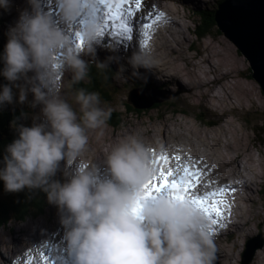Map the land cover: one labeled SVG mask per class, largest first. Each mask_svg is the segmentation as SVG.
<instances>
[{
  "label": "rangeland",
  "instance_id": "rangeland-1",
  "mask_svg": "<svg viewBox=\"0 0 264 264\" xmlns=\"http://www.w3.org/2000/svg\"><path fill=\"white\" fill-rule=\"evenodd\" d=\"M132 1L135 7V0ZM223 1L189 0L190 3L184 4V2L179 3L178 0H155V2L142 0L141 13L151 11L159 13L160 9L165 7L174 10L173 13L166 14L162 9L161 12L166 14L165 19L160 21L162 27L151 32L156 34L154 36L156 45L159 44L164 49V46L169 44V49L168 47L164 49L167 54L171 53L172 49H176L175 54L170 55L172 63L169 66L174 78L160 75L152 71L153 69L151 72H146L141 68L140 72L147 77L145 83L143 78L132 75V69L126 62L132 52L140 48L138 42L136 46L135 41L134 47L129 49L126 55L124 48L128 40L124 34H117L116 30L109 26L104 29L102 35L97 36L98 42L104 41L97 43L96 56H85L84 59L88 63L91 61L107 63L114 74L111 75L107 69H99L93 63L89 65L88 78L76 85L87 91L99 92L101 107L119 114L101 128L88 132L89 142L83 159L101 163L113 144L135 136L143 140L144 144L151 146L153 159L161 155L169 157L168 164L164 165L165 171L179 164L210 176L211 182H207L212 186L210 184L201 186L210 191H218L225 184L223 172L217 169L219 162L229 163V168L235 172L232 177L234 184L240 183L236 176L241 173L245 179L250 180L249 191L246 188L239 190L240 193L236 195L231 207L228 201L223 202L220 196L217 197L222 201L220 208L225 206L230 210L233 222L238 225L236 224L237 227L234 229L230 228L227 225L230 220L222 223L221 217L215 227L211 226L217 248V259L214 264H264V95L258 82L248 73L246 58L237 51L235 44L219 30L217 25L212 26L209 33L201 38H196L193 34V24L198 19L197 13L204 11L213 14L218 9V4ZM11 3L12 7L9 11L0 8V34L6 40L9 25L15 23L19 10L27 6L26 0H11ZM157 3L162 7H155ZM45 5L49 13L53 14L51 10L55 8L54 3L45 0ZM126 7H130V4ZM171 18H174L178 25ZM170 20L174 24L169 23ZM73 31L75 32V29ZM141 33L143 31H140ZM105 35L112 38L119 47L110 43ZM171 36H175L174 41ZM73 42L76 43L75 35ZM3 45L0 39V55L4 51ZM121 65L127 70L119 71ZM3 67V61L0 60V71ZM99 70L105 71L108 79ZM28 75L31 76L33 73L30 72ZM196 77L202 79L201 85L195 84ZM61 79L64 84L65 99L78 111L73 98V85L70 84V73H63ZM81 83H84V87ZM5 84H9V81L0 75V91ZM150 87L153 89L150 90ZM131 90L141 91L144 98L135 97L136 94L129 97L128 91ZM144 91H149L148 96ZM13 93V103L0 105V111L12 110L7 114H11L9 117H0V167L4 166L5 149L12 142L10 138H18V126L23 124L24 119L33 124V117L39 114L41 107L30 106L33 100L31 92L28 93L27 101L24 103L19 102L17 87H13ZM171 103L174 105L171 106ZM126 107L130 109H125ZM138 108L140 111L142 108L145 110L140 112ZM178 108L182 109L178 110ZM15 109H21L22 112L16 127H13ZM173 109L177 111L172 112ZM198 110H202L205 114L201 121L196 120L193 115ZM166 139L168 142L165 144ZM155 141L164 144L160 151L154 147ZM173 143L176 146H172ZM194 145L197 147L198 156L189 154ZM208 153L218 154L208 156ZM176 157H179V160ZM65 164V161L60 162V168L53 177L55 180L59 178L61 183L67 179L62 172L65 171ZM161 165L163 161L155 164L158 173ZM209 166L213 168V173ZM73 167L75 164L68 166L69 169ZM25 192H29V197H33L34 203H26L21 199L22 205L15 206L13 200L16 198L19 200V196L22 195L26 198ZM202 192L204 194L208 191L202 190ZM3 195L6 201L8 198L12 199L8 209L10 208V211L16 209L17 217L11 216L7 224L0 226V264L4 261L11 262L17 251L16 245L20 249L22 246L32 247L38 238L51 241L70 252L65 238L66 229L61 223L62 213L56 205L48 202L45 192L40 189L6 192L4 181L0 180V198H3ZM224 223L226 227L220 228V224L224 225ZM43 252L49 254L50 249L45 248ZM218 253L223 255V259ZM49 255L51 258H57V254H54L56 257L53 254ZM61 264L70 263H65L63 260Z\"/></svg>",
  "mask_w": 264,
  "mask_h": 264
},
{
  "label": "clouds",
  "instance_id": "clouds-1",
  "mask_svg": "<svg viewBox=\"0 0 264 264\" xmlns=\"http://www.w3.org/2000/svg\"><path fill=\"white\" fill-rule=\"evenodd\" d=\"M26 3L9 25L0 55V75L9 81L0 91V105L13 103L17 87L20 103L31 92L30 106L41 107L32 126L19 125L18 138L6 146L0 167L5 191L46 193L62 213L75 264H214L217 248L201 210L167 191L145 198L158 174L151 146L130 136L113 144L101 163L83 159L88 132L104 126L111 111L101 107L99 92L84 88L74 92V109L63 95L61 77L70 73L73 86L88 78L84 57L96 56L100 27L91 15L96 0H54L58 15L49 13L45 0ZM11 7V0H0V8ZM74 29L82 47L73 42ZM155 63L150 48L140 47L127 58L132 75L145 83L140 69L151 72ZM126 70L121 65L119 71ZM61 161L66 162L63 183L53 179Z\"/></svg>",
  "mask_w": 264,
  "mask_h": 264
},
{
  "label": "bare ground",
  "instance_id": "bare-ground-1",
  "mask_svg": "<svg viewBox=\"0 0 264 264\" xmlns=\"http://www.w3.org/2000/svg\"><path fill=\"white\" fill-rule=\"evenodd\" d=\"M153 2H155V0H152ZM179 3H182L184 2H187V3H190L189 0H178ZM199 2V0H197ZM52 3H54V0H51ZM133 1L131 0L130 2V7H132L134 9V15L132 17L129 18V24H130V27H132V33H131V39H129L126 35V47L124 48L125 51L124 53L127 54L128 50L129 49H132L135 45V41H136V46H137V42H138V45H140V47H144V48H150L152 50V53H153V58L155 60V67H153L152 71H156L157 73H159L160 75H166V76H169V77H173L172 75V70L171 68L169 67L172 63V59L170 57V55H174L175 52H176V49H172V52L167 54V52H165V48L168 47L169 44H166L164 46V49L162 47H160V45H156L155 42H154V36H156V34H152L151 32L154 30V29H157L159 27H162V24L160 23V21L162 20H159L157 21L156 20V16L162 11V9H164V12L166 14H168L169 12L170 13H173L174 10L170 9V8H161L159 13H154V12H144V13H141V10L142 8H139V9H136L134 6H133ZM147 6V5H146ZM152 6V5H151ZM161 6L160 4H156L155 7H159ZM47 7V6H46ZM101 9H102V6H100ZM148 7V6H147ZM162 7V6H161ZM55 8H53L51 11H53V14L54 15H58V13H56V10ZM155 11V10H154ZM156 12V11H155ZM151 14V15H149ZM165 14V15H166ZM98 16L99 15H102V12L101 13H98L97 14ZM154 17V18H153ZM175 24H177L178 22H176V20L174 18H171ZM172 20L168 21L169 23H172ZM167 22V21H166ZM144 23H152V27L149 28V29H144L143 27V24ZM165 23V22H164ZM168 23V24H169ZM174 24V23H172ZM178 25V24H177ZM169 26V25H168ZM140 31H143V33L140 34ZM145 31H147L148 33V36L147 38L145 37L144 33ZM174 32V31H173ZM161 33V32H160ZM175 33V32H174ZM115 34V33H113ZM159 34V33H158ZM178 34V33H177ZM164 35V34H163ZM167 36V35H166ZM170 36V35H169ZM104 37H108V39L111 41L110 43H114L113 42V39L110 38L108 35H105ZM150 38V39H149ZM171 38L173 39V41L175 40V36H171ZM147 39V42H149V44H146L144 45L143 44V41ZM132 40V41H131ZM167 42V41H166ZM169 42V41H168ZM117 47H119L117 45V43L115 42L114 43ZM151 44V45H150ZM172 45V44H171ZM180 45V44H179ZM172 48V47H171ZM169 49V47H168ZM164 50V51H163ZM164 60V61H163ZM127 62V60H126ZM143 72V71H142ZM164 72V73H163ZM174 73V72H173ZM203 73H205L203 71ZM206 74V73H205ZM203 75V74H202ZM176 76V75H175ZM199 76V75H198ZM200 77V76H199ZM199 77H196L197 78V81L195 84L197 85H201V83L203 82L201 78ZM146 130V129H145ZM164 130V129H163ZM144 138V137H143ZM150 138V137H149ZM151 140V138H150ZM143 141V140H142ZM148 141V140H146ZM155 148H157L159 151L161 150V147L164 145H161L160 144V141H155ZM165 144L168 142L167 139L166 141H164ZM153 143V142H152ZM172 146H176L173 144H171ZM153 147V148H154ZM192 151L189 153L190 156H198V152H197V147L194 145L192 148ZM165 153V152H164ZM169 153V152H168ZM177 153V152H176ZM209 155L208 156H217L218 153H215V155H210L212 153H208ZM159 155V154H158ZM206 156V155H205ZM231 162V161H229ZM191 165V164H190ZM204 165V164H203ZM189 166V165H188ZM191 167V166H190ZM239 167V166H238ZM211 172L213 173V168H211L210 166L208 167ZM207 169V168H206ZM217 169L221 172H223V178H224V181H225V184L221 187H226L227 186V189H233L234 188V191H231V190H226L224 192V194L222 196H220V198L222 199L223 202H227L228 201V204L229 206L231 207V205L233 204L234 202V199L236 197L237 194H239V190H243V188H246L248 189L249 191V183H250V180L245 179V177H243V175L241 173H238L236 178L240 181L239 184L235 185L234 184V179H232L233 175H235V172L234 170L230 169L229 168V163H224V162H219V165L217 166ZM235 169V168H234ZM103 170V168H102ZM215 170V169H214ZM238 170V169H237ZM221 175V174H220ZM199 181H210L211 182V178L210 176H205L203 175L202 173H200V176L197 178ZM223 181V180H222ZM222 185V184H221ZM220 186V185H219ZM197 196H202L203 195V192L202 190L198 191L197 190ZM229 208V207H228ZM223 210L222 212V223L227 221V220H230V222L227 224L230 228L233 227L236 228L238 223H234L233 222V219L231 218V215L232 213L230 212V210H228L225 206L221 208ZM230 209V208H229ZM232 224V225H231ZM237 224V225H236ZM214 226V225H212ZM221 226L226 227V224L224 223V225L220 224V228ZM215 227V226H214ZM32 244V243H31ZM23 245V243H22ZM66 246V245H65ZM13 247V246H12ZM16 248H17V251L15 252L14 249H13V252L14 255L13 257L11 258L12 260H10L12 262V264H20V262H22V264H61V262L64 260L65 263H70V264H75V257L72 253L70 252H67L65 249H63L62 247H59V246H56L55 244H53V242L51 243V241H47L43 238H38L34 244L32 245V247H23L22 246V249H20V247H18L16 245ZM27 248V249H26ZM45 248H48L50 249V252L49 254H57V258H51L49 254H46L44 253V249ZM20 249V250H19ZM19 250V251H18ZM21 250L23 252H21ZM38 253V255H37ZM219 254V253H218ZM220 257L223 259V255L222 254H219ZM54 256V257H56ZM225 256V255H224ZM9 257V256H8ZM36 258V259H35ZM54 259V260H52ZM11 262L9 261H4L2 264H11Z\"/></svg>",
  "mask_w": 264,
  "mask_h": 264
},
{
  "label": "snow or ice",
  "instance_id": "snow-or-ice-1",
  "mask_svg": "<svg viewBox=\"0 0 264 264\" xmlns=\"http://www.w3.org/2000/svg\"><path fill=\"white\" fill-rule=\"evenodd\" d=\"M131 0H96L97 7L91 10V15L98 18L100 21V27L98 35L104 33V29L111 26L116 30L117 34H124L131 39L132 27L129 25V18L134 15V9L132 7H126L129 5ZM142 0H135V8L139 9ZM102 6V9L101 7ZM102 15H97L101 13ZM151 15V14H149ZM165 14L160 12L156 16V20H162ZM144 29L152 27V23H144ZM75 41L78 47L83 46V40L79 31L75 32ZM145 37L147 38L148 33L145 31ZM143 44H147V39L143 41ZM179 160V157H176ZM163 161L159 169L157 176L147 186L145 198H155V194L167 191L170 195L187 200L190 204L201 210L210 221V231L212 232V225L218 224L222 217L223 210L220 208L222 201L217 199L218 196H222L226 190L234 191V189H227L226 187L220 188L218 191H210L203 194V196L192 195V189L196 187L198 182L197 178L200 176V171H192L188 167H184L183 174H180V165H177L175 171L168 168L167 171L164 169V165L169 162L167 155H161L154 160L157 164ZM210 201V202H209Z\"/></svg>",
  "mask_w": 264,
  "mask_h": 264
},
{
  "label": "water",
  "instance_id": "water-1",
  "mask_svg": "<svg viewBox=\"0 0 264 264\" xmlns=\"http://www.w3.org/2000/svg\"><path fill=\"white\" fill-rule=\"evenodd\" d=\"M214 20L246 58L250 76L264 95V0H224Z\"/></svg>",
  "mask_w": 264,
  "mask_h": 264
},
{
  "label": "trees",
  "instance_id": "trees-1",
  "mask_svg": "<svg viewBox=\"0 0 264 264\" xmlns=\"http://www.w3.org/2000/svg\"><path fill=\"white\" fill-rule=\"evenodd\" d=\"M215 12V11H214ZM197 16H198V19L194 22V24H193V34L196 36V38H201L203 35H205V34H207V33H209V31L211 30V27L212 26H215L216 25V22H215V20H214V13L213 14H209L208 12L206 13V12H204V11H200V12H198L197 13ZM0 39H1V43L2 44H4L3 45V47L5 46V44H6V42H7V40L5 39V38H3V36H2V34H0ZM1 49V48H0ZM95 64V66H97V62H94V61H91V62H89V65L90 64ZM107 70L109 71V73L111 74V75H113L114 74V72L112 71V69L111 68H107ZM248 70H249V68H248ZM99 72L103 75V76H105V75H107V73L105 72V71H103V70H99ZM248 73L250 74V71H248ZM90 75V72H88V76ZM107 79H108V77L107 76H105ZM89 81V80H88ZM97 83V81H95L94 82V84H96ZM116 84V83H115ZM81 85H83V87H84V83H81ZM107 86H110V85H107ZM151 86V85H150ZM151 87H154V86H151ZM149 88L150 90H152L153 88ZM76 88L77 89H79V86H77L76 85V87H75V85L72 87V89H73V91L75 92V90H76ZM96 88V87H95ZM148 89V88H147ZM148 89V90H149ZM129 93V97H132L133 95H135V97L136 96H140L141 97V99L142 98H144L143 97V94H142V92L141 91H137V90H131V91H128ZM148 92L149 91H144V94L145 95H147L148 96ZM151 92H154V91H151ZM174 105V103H171L170 105L171 106H173ZM125 109H130V107H126ZM182 108H178V110H181ZM138 111H140V109L138 108L137 109ZM143 110H145V108H142L141 109V111L140 112H142ZM126 111V110H125ZM127 111H129V110H127ZM175 111H177L176 109H173L172 110V112H175ZM12 112V110L11 109H9V110H6V111H0V117H2V118H7V117H9L11 114H9V115H7L8 113H11ZM21 112H22V110L21 109H15V118H14V126L13 127H16V125H17V121H18V119H19V117H20V114H21ZM119 113H116L114 110L111 112V115H110V118L107 120L108 122H111V120H113L114 119V117L116 116V115H118ZM194 115V117L196 118V120H198V121H201L202 120V118H204V112L202 111V110H198V112L197 113H194L193 114ZM113 118V119H112ZM8 120H9V118H8ZM118 121V120H117ZM22 123L25 125V126H29L30 127V124H31V126H32V123L30 122H28L26 119H24L23 121H22ZM213 124V123H212ZM113 125H115V123L113 124ZM210 125V124H209ZM14 139H16V137H11L10 138V140H14ZM63 172V175H64V171H62ZM63 175L61 176V177H63ZM65 176V175H64ZM57 180H59V178L57 179ZM60 181V180H59ZM25 191L27 190V189H24ZM23 190V191H24ZM25 195H26V198H24L23 197V195L22 196H19V200H18V198H16V199H14L13 201H15L14 202V204H15V206H20V205H22V202H21V199H23L24 200V202H26V203H28V202H31V203H34V199H33V197H29V192L28 193H26L25 192ZM5 197H4V195H3V198H0V226H3L4 224H7L8 222H9V220L11 219V216H16L17 217V213H16V209H14V211H10V208L8 209V207L10 206V204H11V200L12 199H9L8 198V200L6 201L5 199H4ZM2 199V200H1ZM19 204V205H18ZM8 205V206H7ZM14 213H15V215H14Z\"/></svg>",
  "mask_w": 264,
  "mask_h": 264
}]
</instances>
